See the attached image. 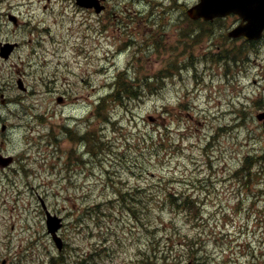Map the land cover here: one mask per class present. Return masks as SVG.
Instances as JSON below:
<instances>
[{"label":"rangeland","instance_id":"rangeland-1","mask_svg":"<svg viewBox=\"0 0 264 264\" xmlns=\"http://www.w3.org/2000/svg\"><path fill=\"white\" fill-rule=\"evenodd\" d=\"M197 1L117 0L124 24L99 40L97 17L72 0H0V42L23 44L0 61V97L10 100L0 105V146L16 156L0 168V264H264V122L256 118L264 80L253 84L254 72H264V42L250 73L234 78L236 70L212 57L217 40L231 44L222 36L235 19L216 22L212 38H188L182 55L188 21L179 4ZM131 17L155 30L146 33L155 44L142 39L121 55L120 38L136 39ZM128 63L126 76L144 83L142 98L105 103L107 122L97 101ZM93 134L105 144L96 156ZM41 199L64 217L62 251ZM166 233L170 261L152 251L147 261L149 238L158 243Z\"/></svg>","mask_w":264,"mask_h":264},{"label":"water","instance_id":"water-1","mask_svg":"<svg viewBox=\"0 0 264 264\" xmlns=\"http://www.w3.org/2000/svg\"><path fill=\"white\" fill-rule=\"evenodd\" d=\"M81 5H92L91 0H78ZM194 18L204 17L206 19L222 16L235 12L240 14L246 23L237 27L234 35H245L248 38L260 37L264 30V0H202V2L189 10ZM233 34L232 32L230 33ZM264 117V114L259 116ZM45 206V205H44ZM47 225L53 233L59 247H62L61 239L56 232L61 226V218L47 211Z\"/></svg>","mask_w":264,"mask_h":264},{"label":"flooded vegetation","instance_id":"flooded-vegetation-1","mask_svg":"<svg viewBox=\"0 0 264 264\" xmlns=\"http://www.w3.org/2000/svg\"><path fill=\"white\" fill-rule=\"evenodd\" d=\"M111 1L112 0H101V4L103 5V9L99 13H97L94 8H86L92 14H95L98 17L99 22H100V24L102 26L100 29H102L104 32H107L109 29H111V27L116 28V30H120L121 26L124 24V20L126 19V18H119V16H121L122 14L119 15L113 10ZM143 15H144L143 13L140 14V19H142V20H144L142 18ZM184 16L187 19V16H186L185 12H184ZM132 20L133 21L131 23V27H132V30H133V34L135 32L139 33L141 30H145L146 31V30H148L150 28L149 26H146V25H148V23L143 24V26H140L139 22H138L140 20H135L133 18H132ZM140 27L141 28L143 27L144 29H140ZM185 27H186V25H185ZM110 32L113 33L114 37L117 34V32H115V31H110ZM130 41L136 42L135 39L130 40Z\"/></svg>","mask_w":264,"mask_h":264},{"label":"trees","instance_id":"trees-1","mask_svg":"<svg viewBox=\"0 0 264 264\" xmlns=\"http://www.w3.org/2000/svg\"><path fill=\"white\" fill-rule=\"evenodd\" d=\"M183 201H184V198H183ZM166 251H163V253H165ZM169 252H167V254H168Z\"/></svg>","mask_w":264,"mask_h":264},{"label":"bare ground","instance_id":"bare-ground-1","mask_svg":"<svg viewBox=\"0 0 264 264\" xmlns=\"http://www.w3.org/2000/svg\"><path fill=\"white\" fill-rule=\"evenodd\" d=\"M77 103H78V102H77ZM77 103H76V104H77Z\"/></svg>","mask_w":264,"mask_h":264}]
</instances>
